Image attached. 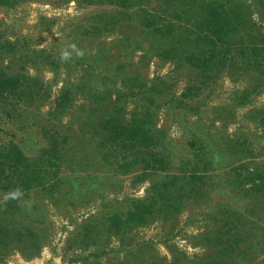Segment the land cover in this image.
I'll return each mask as SVG.
<instances>
[{"label": "rangeland", "instance_id": "374dc122", "mask_svg": "<svg viewBox=\"0 0 264 264\" xmlns=\"http://www.w3.org/2000/svg\"><path fill=\"white\" fill-rule=\"evenodd\" d=\"M232 1L253 12L247 33L264 34L260 0ZM138 2L175 24L197 11L191 0ZM118 13L105 0L0 4V73L15 85L0 94V205L24 164L43 182L0 210L3 264L209 261L215 241L199 236L230 224L253 255L231 264H264V188L249 192L231 171L264 168V72L235 57L189 87L190 70ZM144 199L145 217L130 219Z\"/></svg>", "mask_w": 264, "mask_h": 264}, {"label": "trees", "instance_id": "16d2710c", "mask_svg": "<svg viewBox=\"0 0 264 264\" xmlns=\"http://www.w3.org/2000/svg\"><path fill=\"white\" fill-rule=\"evenodd\" d=\"M4 1L0 0V4ZM90 1L94 2L95 0ZM105 1L113 4V7L119 11L117 15L119 18L135 21L145 35L151 33L149 37L153 39L152 47H155L154 50L164 60L173 59L179 63V66H186L190 70L192 75L187 83L189 87L198 81L209 80L219 70L226 68L227 62L235 63L236 58L239 59V57L246 56L245 62L242 63V70L247 67L264 72V34L261 32H255L254 35L247 33L248 29L254 27L251 21L253 12L251 10L243 12L241 6L232 0H191L197 9L194 13L195 16L190 18L192 19L191 24L186 23V19L182 21V17L187 15L186 12H180L183 16L180 18L179 24H175L161 20L163 16L160 12L152 15L143 5L137 4L139 0ZM259 7H261V19L264 20V0H260ZM132 8L133 12H128ZM242 33L245 35L237 37ZM12 87H15L12 78L0 73V94L10 91ZM189 90L187 88L185 92L188 93ZM247 165L240 164L237 168H232L233 176L237 171V178L241 177L240 184L245 183L246 180L250 181L249 192L250 190L252 192L261 191L264 188V168L259 169L258 165L255 166L254 163H251L253 166L251 168H248ZM149 167L147 168L151 171L158 169L155 166ZM24 168L26 171L24 178L6 183L10 191L21 188L25 193L43 184L40 177L36 176L35 167L24 164ZM162 169L163 165L160 166V171ZM14 201L9 199L3 202L0 205V210L10 211ZM144 202L146 199L138 203L143 205ZM145 207L143 205L142 209L141 207L134 208L132 211H128L127 216L130 219L132 216L143 219ZM232 215L234 218L241 216V214L234 213ZM234 220L231 216L230 221ZM6 231L3 221H0V264H3L5 248L11 241ZM212 235L213 237L199 236L203 239L206 237V241L209 242L210 239H214L213 248L216 253L212 260L199 261L193 258L189 261L184 256L179 259V264H231L236 255L241 261L251 260L250 257L253 255L251 256V251L249 252L250 248L239 252V245L246 236L242 230H238L237 226L230 224L225 232L219 230Z\"/></svg>", "mask_w": 264, "mask_h": 264}, {"label": "clouds", "instance_id": "9594fccd", "mask_svg": "<svg viewBox=\"0 0 264 264\" xmlns=\"http://www.w3.org/2000/svg\"><path fill=\"white\" fill-rule=\"evenodd\" d=\"M69 48H71L73 51H76L77 55H83L82 52L78 51L76 49V46L69 45ZM60 58L62 61H68L71 59V52L68 50H64L60 54ZM24 196V191L21 188H16L14 190L9 191L8 193L5 194V200L8 199H13V200H21L22 197Z\"/></svg>", "mask_w": 264, "mask_h": 264}]
</instances>
